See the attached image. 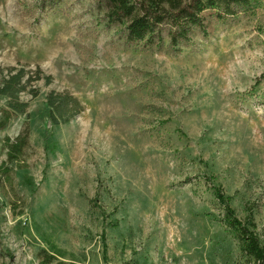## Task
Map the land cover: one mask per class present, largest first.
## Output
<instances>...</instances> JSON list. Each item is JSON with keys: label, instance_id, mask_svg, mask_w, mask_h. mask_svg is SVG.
<instances>
[{"label": "rangeland", "instance_id": "rangeland-1", "mask_svg": "<svg viewBox=\"0 0 264 264\" xmlns=\"http://www.w3.org/2000/svg\"><path fill=\"white\" fill-rule=\"evenodd\" d=\"M44 1L0 0V81L41 70L5 127L0 97V264H255L217 191L264 246V0L180 50L166 27L127 47L103 0ZM50 93L82 112L53 126Z\"/></svg>", "mask_w": 264, "mask_h": 264}, {"label": "trees", "instance_id": "trees-1", "mask_svg": "<svg viewBox=\"0 0 264 264\" xmlns=\"http://www.w3.org/2000/svg\"><path fill=\"white\" fill-rule=\"evenodd\" d=\"M56 0H46L44 5L54 7ZM107 18L110 23L126 25L125 45L128 47L150 46L156 38L161 37L162 28L166 27L171 39L172 48L180 50L182 43L191 42L196 29L206 30L204 14L207 11H217L218 19L235 16L239 10L250 9L255 0H103ZM37 77L24 68L15 67L8 70V75L0 81V97L9 99L7 109L3 111L5 127L16 115H24L28 103L20 100V95L27 91L28 85L41 80V70L36 71ZM51 82V77H46ZM38 97V91H31ZM253 96V95H252ZM48 117L53 126L68 124L82 112L78 99L71 95L50 93L47 97ZM29 128L26 127L14 143L8 140V158L10 162L19 161L29 142ZM218 199L226 206L228 225L237 234L241 250L250 262L264 264V246L255 232L245 227L236 218L228 198L219 190ZM40 264H54L55 257L47 251L42 252Z\"/></svg>", "mask_w": 264, "mask_h": 264}]
</instances>
